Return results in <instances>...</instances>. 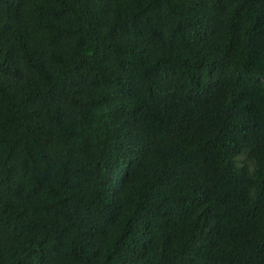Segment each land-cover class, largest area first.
<instances>
[{
	"label": "trees",
	"instance_id": "16d2710c",
	"mask_svg": "<svg viewBox=\"0 0 264 264\" xmlns=\"http://www.w3.org/2000/svg\"><path fill=\"white\" fill-rule=\"evenodd\" d=\"M0 264H264V0H0Z\"/></svg>",
	"mask_w": 264,
	"mask_h": 264
}]
</instances>
